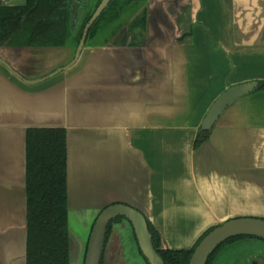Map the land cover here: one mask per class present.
<instances>
[{"label": "crops", "instance_id": "0c3cea01", "mask_svg": "<svg viewBox=\"0 0 264 264\" xmlns=\"http://www.w3.org/2000/svg\"><path fill=\"white\" fill-rule=\"evenodd\" d=\"M181 1L189 3L183 30L192 31L182 42L173 32L137 51L85 47L75 66L38 85L0 64V261L7 240L8 258L22 253L26 230V192L21 178L9 180L5 162L24 156L23 128L8 127V111L11 119L22 113L21 121L23 112L40 111L69 129L74 208L81 178H100L99 194L86 204L99 211L129 203L165 247L191 248L231 217H264V90L238 100L194 148L209 107L230 84L264 81V0ZM8 88L21 106L8 109ZM46 94L48 103H29ZM213 264H264V241L238 240Z\"/></svg>", "mask_w": 264, "mask_h": 264}, {"label": "trees", "instance_id": "16d2710c", "mask_svg": "<svg viewBox=\"0 0 264 264\" xmlns=\"http://www.w3.org/2000/svg\"><path fill=\"white\" fill-rule=\"evenodd\" d=\"M69 0H26L23 5L0 1V43L11 46H63L68 32ZM264 90V81H261ZM211 133L198 130L194 148ZM27 264H71L68 208V145L64 128H31L27 132ZM154 247L165 264H190L191 257L210 228L191 248L163 246L160 232L147 219ZM227 240L211 255L235 239Z\"/></svg>", "mask_w": 264, "mask_h": 264}, {"label": "water", "instance_id": "95a60500", "mask_svg": "<svg viewBox=\"0 0 264 264\" xmlns=\"http://www.w3.org/2000/svg\"><path fill=\"white\" fill-rule=\"evenodd\" d=\"M111 0H103L93 15L92 19L85 28L83 38L80 41L79 46L75 51L74 58L66 65L60 66L55 70L47 72V74L34 79L25 78L24 70L19 71L20 67L17 62L15 51L20 48H26V46H11L4 45L0 47V64L8 69L10 73L22 80L28 85H38L49 79H52L56 75L69 70L79 61V58L84 50L85 39L89 30V27L99 17L102 11L106 8ZM12 49V50H10ZM18 65V66H17ZM259 86V81H246L239 84H230L229 87L221 93L215 101L209 107L205 117L203 118L200 128L203 131H212L215 125L219 122L221 117L232 107L238 100L256 91ZM5 90L0 88V127L5 125L6 113L3 111L5 106ZM12 90L8 88V109L13 106H21L16 100L19 98L13 97ZM16 99V100H15ZM49 94L45 97H34L29 100L30 104L38 105L42 101L48 103ZM82 103L85 98L81 99ZM25 106V105H23ZM35 107V106H34ZM27 111V110H26ZM24 119L21 121L20 117L22 113L13 115V119L9 118L11 113L8 111V127H20L23 128V141H24V156L21 158L8 156V175L9 180H15L21 178L23 188L26 192V227L24 236V249L18 256L10 255L8 258V240L3 246L4 258L0 261V264H27V249H28V222H27V132L31 128H64L67 131V145H68V207L70 199V168H69V129L60 121H51L48 115H43L40 111H27L23 112ZM52 117V116H51ZM3 139L0 136V159H3ZM2 151V152H1ZM14 166V168L12 167ZM0 168L1 160H0ZM7 169H5L6 171ZM4 171V172H5ZM1 172V169H0ZM118 216L125 217L132 225L136 238L139 243V247L150 264H165L162 257L154 247L152 241V234L149 230L146 216L136 207L125 202L111 203L99 212L96 222L93 226L90 239L88 242L85 263L84 264H101L102 255L105 248V240L107 229L110 222ZM238 236H253L264 240V218L256 216H242L235 217L226 220L223 224L218 225L211 230L197 245L190 264H208L210 256L216 251V249L225 241L230 238ZM164 246V244H163ZM165 247V246H164ZM168 248V247H165ZM12 253V252H11Z\"/></svg>", "mask_w": 264, "mask_h": 264}, {"label": "flooded vegetation", "instance_id": "af4514ba", "mask_svg": "<svg viewBox=\"0 0 264 264\" xmlns=\"http://www.w3.org/2000/svg\"><path fill=\"white\" fill-rule=\"evenodd\" d=\"M0 1L3 4L10 6L23 5V4H12L13 0H8V3L4 2V0H0ZM102 1L103 0H69L68 1L67 7L69 9V12H68V24L66 26V31L68 32V36L66 38V42L62 45H66L68 42H73L75 43V49H77L81 39L83 38V34L86 26L92 19L93 15L95 14L96 10L98 9ZM188 6L189 3L183 2L181 0H111L109 4L106 6V8L99 15V17L89 27L85 39L84 48L107 44L111 47H115L119 49L134 48L137 51V49L143 48L146 45L148 46L152 44L155 45L157 41L161 43L166 42L167 40H169L173 32H178V33L180 32V35H178V41L182 42L192 34V31L184 32L183 28L185 27L182 25V24H187L186 17L188 14ZM7 42L8 41L4 43H0V47L4 45H8ZM257 81H259V86L256 91H260L262 90L261 89L262 80H257ZM199 130H201V128H199ZM212 131H204V132L212 133ZM237 217H242V216H237ZM96 219L92 225V229L96 222ZM124 220L127 219L125 217L118 216L117 218L113 219L110 222L107 229L105 248L103 251L101 264H109L112 247L108 246V244L110 242L109 240L112 234V230L115 226V223H122ZM224 222L214 225L210 228L214 229L215 227L223 224ZM238 237H243V238L235 239L234 241H231L226 245H224L220 249V251L216 254V256L213 258L211 264L214 263L219 253L228 245L238 240H242L246 238L261 239L253 236H238ZM89 239L90 236L88 238L84 251L85 253L84 263H85V257H86ZM108 250H110V252ZM148 264L150 263L148 262Z\"/></svg>", "mask_w": 264, "mask_h": 264}, {"label": "rangeland", "instance_id": "374dc122", "mask_svg": "<svg viewBox=\"0 0 264 264\" xmlns=\"http://www.w3.org/2000/svg\"><path fill=\"white\" fill-rule=\"evenodd\" d=\"M25 1L13 0L12 4H24ZM4 2L8 3V0H4ZM75 51V43L68 42L66 45L59 47L26 46V48H20L14 53L20 66L18 70H24L25 78L36 79L51 70L53 71L69 63L74 58ZM101 187L100 178L92 181L81 178V181L77 184L78 194L81 196L77 208L80 209L74 208L72 201L69 199L68 223L71 237V264H84L85 249L82 250L80 246L83 247L87 243L92 225L99 212L103 209L96 211L86 203H91L95 200L94 196H97L96 193L99 194ZM109 241L108 246L112 247L109 264H148L140 251L134 230L129 221L124 220L122 223H115ZM108 251L110 252V250Z\"/></svg>", "mask_w": 264, "mask_h": 264}]
</instances>
